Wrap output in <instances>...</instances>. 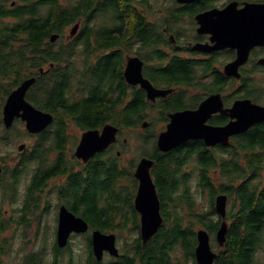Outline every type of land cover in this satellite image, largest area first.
Masks as SVG:
<instances>
[{
	"label": "trees",
	"instance_id": "1",
	"mask_svg": "<svg viewBox=\"0 0 264 264\" xmlns=\"http://www.w3.org/2000/svg\"><path fill=\"white\" fill-rule=\"evenodd\" d=\"M146 1L0 0V143H10L9 134L22 122L16 118L11 128H6L2 122V106L7 94L25 77H36L26 98L53 114L52 123L37 134L29 151L20 154L19 163L25 164V168L35 160L42 162L48 152L57 150L56 162L43 172H64L69 118L80 129L100 127L106 122L115 124L119 128L118 142L124 146L126 142L121 141L124 129L135 128L148 117L147 112H140L141 92L136 93L134 112H127L130 106L114 111L122 100L126 84L98 81L115 67L120 68L131 31L145 34L142 8L147 6ZM76 22L79 23L77 32L65 38L66 28ZM51 33L59 34L55 42L49 41ZM112 47L116 49L111 50ZM106 50L109 52L105 53ZM76 57L82 63L81 68L75 65ZM50 63L53 65L49 66ZM40 67L48 70L40 74ZM82 90L87 93L75 98V93ZM158 113L161 121H165L164 113ZM150 126L149 122L144 136L152 138L154 149L149 152L148 145L143 146L144 140L137 147L139 155L154 159L151 175L163 221L146 242L139 235V213L133 205L137 180L130 169L135 158L125 160L127 163L122 166L123 150L119 157L114 151H106L102 153L106 160L93 163L91 172L82 180L86 187L81 198L85 207L80 214L90 230L113 231L131 223L130 229L138 231L131 241L120 242V255L114 260L111 257L110 264H196L195 227L201 226L210 237L215 236L221 219L214 208L218 193L227 195L228 228L223 246H218L214 237L218 247L213 264H263L257 252L264 248V121L232 136L224 146L211 149L189 141L168 152L157 149V129ZM23 133L27 134L25 130ZM5 158L0 153V162ZM190 158H193L191 169L184 170ZM192 169L196 171L200 194H208V206L200 210L191 190ZM212 172L218 179L211 177ZM42 174L36 177V189L47 178ZM78 180L75 177L73 184H78ZM2 214L0 211V238L6 229ZM88 236L89 233L85 264H102V260L97 261L93 256ZM6 244L7 239L4 244L0 239V255L5 252ZM57 253L54 244L50 261L42 259L46 252L39 253V264H59ZM68 254V264H74L69 246Z\"/></svg>",
	"mask_w": 264,
	"mask_h": 264
},
{
	"label": "flooded vegetation",
	"instance_id": "2",
	"mask_svg": "<svg viewBox=\"0 0 264 264\" xmlns=\"http://www.w3.org/2000/svg\"><path fill=\"white\" fill-rule=\"evenodd\" d=\"M152 1L155 0L146 1L147 6L142 8L146 28L145 34H140L138 30V33H135V30L131 31L127 37L128 50L123 55L120 68L117 70L115 67L113 72L98 79V81H105L107 84L120 82L126 84V88L120 97L122 100L116 105L114 111L130 106L132 111L130 109L127 112H134L132 106L137 96L136 93L141 92L143 105L140 112H163L166 118L163 121L165 127L169 121V113L198 110L205 101L207 104L204 112H213L206 120V124L224 125L230 121L228 112L231 111L236 100L250 99L256 104L264 105V44L252 45L248 50L247 57L244 58L242 51L247 46L246 31L242 30L244 33L240 29L239 32L237 31L238 22L233 23L235 25L233 29L226 30L225 25L230 27V24L223 20L227 15L237 19L240 11L248 4H261L264 3V0H159L156 8L151 4ZM228 9H230L229 13L225 12ZM108 52L109 50L105 51V53ZM132 57H137L141 61L140 76L155 89L165 90V93L158 94L153 99L149 98L147 89L142 87L140 81L131 80L130 82L126 79L125 68L128 59ZM80 72L72 71L71 73ZM129 74L137 76L135 71H130ZM71 90L70 87L69 95ZM86 93L87 91L84 92L83 90L77 92L75 98ZM67 121V129L70 125L69 122H71L80 130V135L72 152L70 147L67 155L65 152L64 172L55 174L43 172L52 168L51 166L57 160V154L53 163L47 166H43L41 162L35 160L36 166L33 168L30 178L27 179L28 182L23 190L24 194L18 210L19 217L17 220H2L6 224L4 231L7 230V225L10 223L16 227L27 228L31 226V221L26 217L29 212H39L38 219L43 213L49 212L50 207L56 209L55 220L50 227L52 229L51 238L47 233L48 237L45 238L44 244L39 248H33L29 254L21 257V261L17 264H39L37 256L39 253L45 254L48 250L47 244L51 246L52 256L54 244L57 246L59 264L63 255L69 257V254H66L69 239L67 244L62 247L56 243L60 207L64 206L74 215L83 218L80 213H83L85 204L81 198L86 187L82 180H85L88 173L91 172L93 163H99L104 159L102 153L114 151L117 157L121 154V150L118 149L120 143L118 142L119 128L117 126L116 140L105 149L94 153L85 161L77 157L74 150L82 132L93 127L80 129L72 119L69 118ZM143 122H145L144 128L148 126V120H143L140 125ZM103 125L94 128L101 130ZM189 141H194L199 146L211 149L225 145L221 143L207 145L201 138L189 139L183 143ZM122 142H126V139L123 138ZM21 161L22 158H18L14 162V169L8 174L4 172L7 166L0 164V188L3 190L2 197L4 199L16 197L18 194L17 188L21 173L23 174L26 170L25 164L19 163ZM133 171L131 174L134 177ZM41 174L47 175V178L43 180L41 187L36 189L34 182L36 177H40ZM75 177L80 179L78 184L72 182ZM55 180L58 181L54 184V189L47 190L48 184ZM48 192H53L54 199L51 202L45 197ZM35 223L39 225V229L49 228L48 223L38 220ZM42 224L45 226L42 227ZM85 233L88 232H71L69 238L76 234ZM2 234L0 239L4 244L7 238L3 237ZM87 235L83 236L87 239ZM88 238H90V231ZM5 254L6 251L0 255V264H10L3 260ZM68 261L69 258H67L66 264Z\"/></svg>",
	"mask_w": 264,
	"mask_h": 264
},
{
	"label": "water",
	"instance_id": "3",
	"mask_svg": "<svg viewBox=\"0 0 264 264\" xmlns=\"http://www.w3.org/2000/svg\"><path fill=\"white\" fill-rule=\"evenodd\" d=\"M14 2H12L13 4ZM230 9L225 12L229 13ZM204 16V15H203ZM226 23V30L234 28V22H238L237 31H246L247 46L242 54L247 57L249 48L254 44H264V3L248 4L240 13L238 18L229 15L223 19ZM222 20V21H223ZM79 23L76 22L69 31V36H73L78 30ZM240 29V30H239ZM59 37L58 33H51L50 42H55ZM53 64L50 63L49 66ZM141 61L137 57L129 58L125 68V76L128 81L138 80L142 87L147 89L149 98H154L158 94L165 93V90L155 89L145 79L140 76ZM48 69L39 68V73H45ZM130 71H135L137 76L130 75ZM136 77V78H132ZM35 75L25 77L16 85L5 97L2 106V122L6 128L13 125L14 120L19 118L24 122L25 129L30 134H38L43 131L53 121V114L47 110L36 107L26 98L28 89L35 83ZM207 102H203L198 110H184L169 113V121L165 129L161 130L156 137V147L159 151L167 152L184 141L201 138L207 145L216 143L227 144L230 137L246 131L257 122L264 121V105L252 102L250 99L236 100L231 111L228 112L230 121L224 125L206 124V120L213 112H204ZM144 127L145 122L142 124ZM117 126L105 123L101 130L98 128L86 129L82 132L74 154L84 161L89 159L94 153L105 149L110 143L116 140ZM24 144L18 145L22 149ZM154 163L153 158L142 155L133 171L137 180L136 192L133 199L135 210L139 213L140 227L139 235L143 242H146L161 226L163 217L160 212V200L157 195L156 186L151 175V168ZM1 173V166H0ZM227 195L218 193L214 197V208L220 216V223L215 232V239L219 246H223L226 240L228 223L226 220ZM88 222L79 216L68 211L64 206L60 207L58 214V226L56 232V243L58 246H65L71 232H87ZM197 244L194 248V258L196 264H213L217 257L210 242L208 231L200 227L196 230ZM90 242L93 256L97 261H101L104 252L118 257L119 248L116 243V235L113 232L101 231L98 228L90 230Z\"/></svg>",
	"mask_w": 264,
	"mask_h": 264
},
{
	"label": "rangeland",
	"instance_id": "4",
	"mask_svg": "<svg viewBox=\"0 0 264 264\" xmlns=\"http://www.w3.org/2000/svg\"><path fill=\"white\" fill-rule=\"evenodd\" d=\"M159 2V0L152 1L151 4H153L154 8L157 6L156 4ZM6 21H8L6 19ZM74 25V24H73ZM72 25V26H73ZM72 26H68L64 32V37L68 38L69 37V31ZM77 32V31H76ZM71 37V36H70ZM59 38V37H58ZM57 38V39H58ZM75 65L77 68H80L82 66L81 61L79 58L76 57ZM14 88V87H13ZM148 117L142 119V120H148L155 129H157V134L165 128L163 121L159 118L161 117V114L158 112H147ZM22 121V120H21ZM69 128L67 129L68 132V143H67V149H66V155L67 151L70 147L71 152L72 149L74 148L76 141L80 135V130L74 126L73 123L69 122ZM17 128H15L10 134V140H12L10 143L2 144L0 143V153L6 155V158L0 162V164H4L7 166L5 169V174H8L10 171H12L15 167L14 162L17 161L18 158H21V153H26L29 151L30 146H32L35 141L37 140V134H30L27 132L25 129L24 122L22 121L21 123L16 124ZM150 126V127H151ZM152 127V128H153ZM11 128V127H10ZM147 126L144 128L142 125H138L135 128H127L124 129L123 135L121 136V141L123 138L126 139V145L124 146H118L119 150L124 151V160L121 161V165L124 166L126 165V161L128 159H133L135 158V164L134 167L130 169L131 173L134 170L136 163L138 162L139 158L142 155H139L138 152L140 149L137 147L142 140H144V147L148 145L149 152L152 151L153 146H151L152 143V138L151 137H145L144 133L146 132ZM23 130L27 132V134L23 133ZM29 134V135H28ZM157 137V135H156ZM50 142V141H49ZM24 144L22 149H18V145ZM56 154H58L57 150H52L51 152H48V155L45 158H42V164L43 166H47L48 164L53 163V161L56 159ZM39 162V160H38ZM191 164H193V158L189 159V163L184 167V170H190L191 169ZM36 166V161L30 163L29 165L26 166V170L21 173V178L20 182L18 183V194L16 197H10V198H3V190L0 188V211L3 213V219L4 220H17L19 217V208L21 205L22 197H23V190L25 188L26 183L28 182V178H30L31 173L33 172V168ZM11 167V169H10ZM193 171V178L191 182V190H192V195L197 201V208L203 209L208 206V194L207 192L204 193L203 195L200 194V191L197 189V184H196V178L195 174L196 171L192 169ZM133 177V176H132ZM211 177L218 179L216 177V173L213 172L211 173ZM153 178V177H152ZM58 180H55L53 182H50L48 186L46 187L47 190H51L52 188L54 189V184ZM122 184H125L123 181ZM46 199L49 200V202L53 201V192H48L45 194ZM228 203V201H227ZM227 203H226V209H227ZM18 211V212H17ZM34 213V214H33ZM38 213L39 212H29L26 214V217L28 218L29 221H31V226H28L27 228H20L19 226L16 227L14 224L10 223L7 225V230L3 232L2 236L7 238V244L5 245L4 249L6 251L5 256L3 257L4 261L9 262L10 264H17L21 261V257L29 254L33 248H39L43 242L45 241V238L47 239L48 234H52V229L50 228L53 224V221L55 220V213L56 209L50 207L49 212L43 213L38 219ZM216 218V216H215ZM41 221L43 223H48L47 229H39V225L35 223V221ZM140 222V220H139ZM42 227L45 226V224L41 225ZM132 226L131 223H127V227L119 228L113 231H105V232H113L116 235V243L117 247L119 248V251H121V245L120 242H123V240L127 239L128 241H131L133 237L137 236V230L135 229H130ZM201 226H196L195 231L200 228ZM34 228V229H33ZM36 228V229H35ZM34 231V232H33ZM39 232V234H37ZM48 233V234H47ZM120 233L121 235H118ZM24 234V235H23ZM88 234V233H85ZM85 234H79V235H74L73 237L69 238V247L71 248V255L74 261V264H85V259H86V251H87V241ZM121 236V237H120ZM38 237V239H36ZM215 236L210 237V242L211 246L213 249L217 251V245L214 240ZM48 242V240H46ZM50 244H47L48 250L46 251V254L43 256L42 259H45L47 261H50L51 257V252H50ZM68 252H66L67 254ZM67 255H63L61 258V263L60 264H66L67 262ZM111 257L107 252H104V256L102 258V264H110ZM257 257L258 260H262L264 264V248L260 249L257 252ZM115 257H113V260Z\"/></svg>",
	"mask_w": 264,
	"mask_h": 264
},
{
	"label": "bare ground",
	"instance_id": "5",
	"mask_svg": "<svg viewBox=\"0 0 264 264\" xmlns=\"http://www.w3.org/2000/svg\"><path fill=\"white\" fill-rule=\"evenodd\" d=\"M168 152V151H167Z\"/></svg>",
	"mask_w": 264,
	"mask_h": 264
}]
</instances>
